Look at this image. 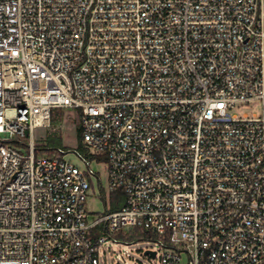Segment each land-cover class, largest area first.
I'll use <instances>...</instances> for the list:
<instances>
[{"label":"built area","instance_id":"obj_1","mask_svg":"<svg viewBox=\"0 0 264 264\" xmlns=\"http://www.w3.org/2000/svg\"><path fill=\"white\" fill-rule=\"evenodd\" d=\"M55 109L80 113L88 172L37 155ZM92 162L126 202L90 222ZM144 235L160 264H264V0H0V264Z\"/></svg>","mask_w":264,"mask_h":264},{"label":"rangeland","instance_id":"obj_2","mask_svg":"<svg viewBox=\"0 0 264 264\" xmlns=\"http://www.w3.org/2000/svg\"><path fill=\"white\" fill-rule=\"evenodd\" d=\"M232 113L240 116L261 114L262 104L256 101L251 104L240 105ZM79 115L78 111L65 110L64 121L61 125L65 146L63 148L67 151L65 155L66 161L79 168L82 172H88L86 164L77 154L78 152L85 157L88 154L86 147L85 149L80 148L78 130L81 125ZM50 132V128H38L35 130L34 143L38 156H43L39 149L46 145ZM23 152L27 153V150L23 149ZM91 169L98 174V177L89 178L91 188L88 192L85 208L90 222L105 214L107 208L104 198H107L108 205L110 202L109 177L106 163L92 162ZM98 178H100V181ZM148 250L159 251L160 253L164 252L155 241L149 239L136 240L133 243L127 244H109L108 246H104L100 254V262L101 264H160L159 258L152 259L149 256H145L144 253ZM182 260V264H185L187 256L182 255Z\"/></svg>","mask_w":264,"mask_h":264},{"label":"trees","instance_id":"obj_3","mask_svg":"<svg viewBox=\"0 0 264 264\" xmlns=\"http://www.w3.org/2000/svg\"><path fill=\"white\" fill-rule=\"evenodd\" d=\"M65 110L55 109L51 114L50 129L51 132L47 138L46 145L43 148H40L39 151L43 156L53 157L56 155V152L59 148H63L64 142L62 137L61 125L64 121ZM80 114V113H79ZM80 116V115H79ZM78 137L80 140V148L85 149V145L82 139L81 127L78 130ZM99 160H106L104 157H99ZM126 202L125 192L123 190L114 192L110 194V210L119 211L121 210ZM148 239L147 235H144Z\"/></svg>","mask_w":264,"mask_h":264},{"label":"water","instance_id":"obj_4","mask_svg":"<svg viewBox=\"0 0 264 264\" xmlns=\"http://www.w3.org/2000/svg\"><path fill=\"white\" fill-rule=\"evenodd\" d=\"M145 256H150L152 258H155L156 256V253L155 252H152V251H145Z\"/></svg>","mask_w":264,"mask_h":264}]
</instances>
